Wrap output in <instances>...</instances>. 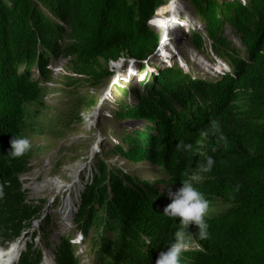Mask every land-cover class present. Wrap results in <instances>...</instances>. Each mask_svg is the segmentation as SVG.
<instances>
[{
    "label": "trees",
    "instance_id": "trees-1",
    "mask_svg": "<svg viewBox=\"0 0 264 264\" xmlns=\"http://www.w3.org/2000/svg\"><path fill=\"white\" fill-rule=\"evenodd\" d=\"M190 1L206 34L192 30V46L203 53L209 46L219 63L215 75L151 62L161 44L150 20L166 0H0L3 241L14 240L26 220L39 216L25 202L19 182L30 148L19 157L9 151L11 139L27 138L25 131L34 130L28 127L46 106L43 83L51 80L50 61L69 58L80 77L72 83L81 84L85 77L97 86L114 74L111 61L127 58L141 61L139 72L145 75L140 88L131 89L130 80L114 82L115 89L134 92L136 99L122 102L116 116L145 125L124 133L123 145L110 154L150 167L142 176L101 165L89 184L75 221L84 235L95 230L94 264H155L176 231L200 245L182 251L180 264H264V0ZM226 25L244 53L227 39ZM209 156L211 169L201 171ZM193 176L199 177L194 186L209 204L218 200L227 208L205 216L206 239L192 224L164 214L169 191ZM70 236H60L51 248L56 264H80ZM20 254L11 264L42 260L33 241Z\"/></svg>",
    "mask_w": 264,
    "mask_h": 264
},
{
    "label": "rangeland",
    "instance_id": "rangeland-1",
    "mask_svg": "<svg viewBox=\"0 0 264 264\" xmlns=\"http://www.w3.org/2000/svg\"><path fill=\"white\" fill-rule=\"evenodd\" d=\"M159 9L162 12L158 13L157 10L150 24L159 34V41H162L159 42L161 46L156 54L150 57L151 62L170 65L178 63L191 72L217 74L220 71L219 63L210 56L214 53L209 46H205L204 53L192 46V30H200L203 37L206 34L191 1L166 0ZM164 28L167 32L165 39ZM231 28L230 25L224 27L225 35L233 44L239 45L243 52L244 47ZM140 63L141 61L127 58L111 61L109 71L114 74L94 86L85 81V77L81 84L72 83L74 78L80 77L71 69L69 58L59 57L50 61L51 80L43 83L46 106L41 108L37 119H34L36 124L28 127H33L34 130L25 131L30 152L25 167L19 174L25 202L37 208L39 216L32 217L31 221L26 220L23 224H29L21 228V233L14 240L3 241L0 238L3 263L16 261L20 253L26 251L27 243L33 241L35 247L38 246L42 251V260L38 264H43L44 259H51L56 264L51 248L59 241L60 236L73 234L71 238L81 241L76 245L75 253L80 264H94L92 237L95 230L91 227L84 235L75 221L89 184L94 182L101 165L115 170L123 168L128 173L134 172L142 176L147 174L150 167L148 163H129L110 154L114 146L123 145L124 133L141 129L145 125L141 120L116 116L122 102L130 104L136 99L134 92L124 93L108 85L115 81L130 80L131 86L126 84L131 89L140 88V81L145 75L144 72H139ZM35 71L34 69V75ZM104 87L110 91L103 99L102 106L98 107V103L91 97L97 94L101 97ZM85 97L91 99V103L87 104L86 100L81 106ZM160 189L165 191L166 185L162 183ZM210 203L206 214L208 216L227 209L221 201L212 200ZM71 240L69 239L73 243ZM48 243L51 245L46 246ZM17 263L18 261L14 264Z\"/></svg>",
    "mask_w": 264,
    "mask_h": 264
},
{
    "label": "clouds",
    "instance_id": "clouds-1",
    "mask_svg": "<svg viewBox=\"0 0 264 264\" xmlns=\"http://www.w3.org/2000/svg\"><path fill=\"white\" fill-rule=\"evenodd\" d=\"M112 78H114V76ZM113 84L114 82L108 85H112L113 87ZM108 85L106 87H108ZM106 87L103 88V92L106 91ZM95 97L96 102L98 103L97 106H102L97 100L98 94ZM221 139H224V137L221 136ZM10 145L11 150L9 153L13 157L21 156L30 148L29 140L23 137H13L10 141ZM183 147L185 150H190L191 145L185 144ZM213 163L214 161L212 157H207L201 171H209ZM198 179L199 177L193 176L190 180H183L181 181V186L174 192L169 191L168 195L171 202L164 208V214L170 217H178L179 221L186 226L192 224L195 226L199 238L206 239L209 233L205 216L209 211V201L205 199L204 195L194 186L193 181ZM185 235L186 234L183 231H176L174 233L173 242L158 253L155 264H180V255L182 251L200 247L195 241H186ZM71 239L76 245L81 242L79 239Z\"/></svg>",
    "mask_w": 264,
    "mask_h": 264
},
{
    "label": "bare ground",
    "instance_id": "bare-ground-1",
    "mask_svg": "<svg viewBox=\"0 0 264 264\" xmlns=\"http://www.w3.org/2000/svg\"><path fill=\"white\" fill-rule=\"evenodd\" d=\"M166 31H167V26H166ZM165 31V32H166ZM167 33V32H166ZM109 89H106V91L104 92L105 93V98H106V96H107V94L109 93ZM103 93V94H104ZM105 98H103V99H105ZM102 101L103 100H101V103H102ZM72 184V183H71ZM45 256H47V258H50L49 256H48V254H45ZM4 258V256H2L1 254H0V264H9V263H11V262H6V263H3L2 262V259ZM54 262V261H53ZM43 264H53L52 262H51V259H44V261H43Z\"/></svg>",
    "mask_w": 264,
    "mask_h": 264
},
{
    "label": "built area",
    "instance_id": "built-area-1",
    "mask_svg": "<svg viewBox=\"0 0 264 264\" xmlns=\"http://www.w3.org/2000/svg\"><path fill=\"white\" fill-rule=\"evenodd\" d=\"M157 12V11H156ZM154 17V16H153ZM153 19H151L150 20V22L152 21ZM165 28H166V26H165ZM165 28H164V38L163 39H165L166 38V36H167V34H166V32H165ZM170 28V27H169ZM162 41V40H161ZM161 41H160V43H161Z\"/></svg>",
    "mask_w": 264,
    "mask_h": 264
}]
</instances>
